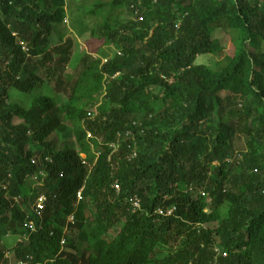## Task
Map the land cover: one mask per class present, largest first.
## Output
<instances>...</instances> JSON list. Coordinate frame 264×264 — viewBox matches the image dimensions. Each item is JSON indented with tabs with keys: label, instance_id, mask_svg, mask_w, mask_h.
<instances>
[{
	"label": "trees",
	"instance_id": "1",
	"mask_svg": "<svg viewBox=\"0 0 264 264\" xmlns=\"http://www.w3.org/2000/svg\"><path fill=\"white\" fill-rule=\"evenodd\" d=\"M77 50L69 96L34 95L27 64L50 77ZM54 133L74 144L55 153ZM215 245L220 264H264V0H0V264H211Z\"/></svg>",
	"mask_w": 264,
	"mask_h": 264
},
{
	"label": "rangeland",
	"instance_id": "2",
	"mask_svg": "<svg viewBox=\"0 0 264 264\" xmlns=\"http://www.w3.org/2000/svg\"><path fill=\"white\" fill-rule=\"evenodd\" d=\"M93 22V18H91L89 20V23ZM80 46H82V48L85 49V43L82 41L80 42ZM57 45V41L54 39L51 42V47H54ZM87 47V46H86ZM108 54L110 55V57H112V55L114 54V48H104ZM54 56V62L58 59V56L56 54L53 55ZM95 57V56H94ZM41 60V58H36L33 59L30 64H27L29 70L32 73H35L40 76L42 79H44V84H41L39 87H42V90L39 91L35 90L33 93L34 95L37 94H49V95H54V96H58V97H63L64 99H66L69 96V93H71V89H72V85L73 83L76 81V79L79 77V75L82 72L83 69V63H82V59L80 57V50H77L74 52L73 58H72V62L71 64H69L68 66L64 67L63 69H60L58 71V74L56 73L55 75H61V79L64 82V86H61V88L59 86H56V77L55 75H51L50 77L47 76V69L52 70L53 69V65H51L49 67H43L39 64V61ZM108 59L105 58L104 62H106ZM52 62V64L54 63ZM217 62V59L210 56V55H203V56H199L197 57L195 63L196 64H202V65H206L207 67H213L214 64ZM72 77L70 80L68 79V77ZM57 88H56V87ZM13 96L12 101H22L21 105H23V107L28 108L31 104V100L26 101V98L23 97L21 94L19 93H15V92H11ZM66 94V95H65ZM68 95V96H67ZM25 100V101H24ZM49 140L51 141L52 144H57L55 147V151L56 153L61 150L60 146L66 144L68 146H71L74 144L73 139L70 136H66V135H60L58 133H54ZM245 142H246V138L243 136H240L239 138H237L236 140V150L238 149H242V150H246L245 147ZM238 157V156H237ZM239 158V157H238ZM109 235H115V232H111ZM180 241V240H179ZM178 241V242H179ZM13 242V240L7 241V245L11 244ZM9 247V246H8ZM11 254L13 255V251H11ZM80 257V255H79ZM10 264H13L12 259Z\"/></svg>",
	"mask_w": 264,
	"mask_h": 264
},
{
	"label": "clouds",
	"instance_id": "3",
	"mask_svg": "<svg viewBox=\"0 0 264 264\" xmlns=\"http://www.w3.org/2000/svg\"><path fill=\"white\" fill-rule=\"evenodd\" d=\"M23 49H24V47H23ZM118 55H120V53H118ZM104 60H105V58L102 59V63L103 64L106 63V62H104ZM97 108H98V105H96V107H94L88 113V115H89V117L91 119H94L95 116L97 115ZM89 136H91V135L89 134ZM119 137H120V135H119ZM48 141L51 143V141L49 139H48ZM53 151L56 153L55 147H54V150ZM31 152L34 154L33 157H31V162L33 164H35V163H42V161L45 162V163H53V157H52V155L46 156L43 160H42V157L38 156V149H37V146L36 145H32ZM80 157H81V160H82V164H86V155L85 154H80ZM40 176L43 179L42 181H39V179H40L39 177ZM32 179L34 181H36V182H39L40 183L39 185L42 186L43 185V182H45L44 180L46 179V174H45V172H42V171L40 173L38 172V175L36 174V175L32 176ZM116 184H118V183L117 182L114 183L113 187H114V189L117 192H119L120 189L117 190L115 188V185ZM79 192H81V199L80 200L78 198V193ZM82 192H83V188L80 189L77 192V194H76L77 202L78 203L83 198ZM15 201L17 203H19L20 198H18ZM47 201H48L47 197L45 195H41V196H39L37 198V200L35 202L30 203L31 204L30 205V209H31L32 213H35L37 215H42L44 213L45 209H46ZM136 204H138V206H136ZM139 210H141V201L139 199H136L134 201V203H133V212H137ZM175 212H176L175 206H170L167 209H165V208H158L157 211H156V214L161 215V216L170 217V216L174 215ZM74 220L75 219H74V216L73 215L67 217V223H73ZM23 225H24L23 230L26 231V232H28L29 234H32V233H34V232L37 231V224L34 221H32L29 216L26 217V221L24 222ZM66 231L67 230H65V232ZM26 235H28V234H26ZM26 235H24L25 237H22V236H12V235H8L7 237H9L10 239H12L14 244H17V243H23L25 241V239L28 240L29 239V235L28 236H26ZM60 245H61L62 248L66 245L65 238H62L61 239ZM10 247H12V246H10ZM213 251H214L215 258L211 262V264H220V259L226 258L228 256V253L226 251H224L222 248H220L219 246H217V245H215ZM5 257H6V259H8L11 262V251L10 252L9 251H6L5 252Z\"/></svg>",
	"mask_w": 264,
	"mask_h": 264
},
{
	"label": "built area",
	"instance_id": "4",
	"mask_svg": "<svg viewBox=\"0 0 264 264\" xmlns=\"http://www.w3.org/2000/svg\"><path fill=\"white\" fill-rule=\"evenodd\" d=\"M115 188H116L117 190H119V189H120V186H119L118 184H116V185H115ZM78 198H79V200L81 199V192L78 193ZM136 206H138V204H136Z\"/></svg>",
	"mask_w": 264,
	"mask_h": 264
}]
</instances>
